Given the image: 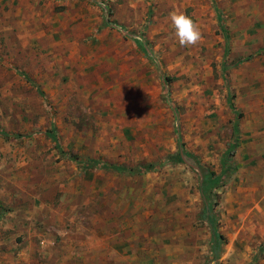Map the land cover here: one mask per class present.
<instances>
[{
	"label": "rangeland",
	"instance_id": "obj_1",
	"mask_svg": "<svg viewBox=\"0 0 264 264\" xmlns=\"http://www.w3.org/2000/svg\"><path fill=\"white\" fill-rule=\"evenodd\" d=\"M263 122L264 0H0V264H264Z\"/></svg>",
	"mask_w": 264,
	"mask_h": 264
},
{
	"label": "clouds",
	"instance_id": "obj_2",
	"mask_svg": "<svg viewBox=\"0 0 264 264\" xmlns=\"http://www.w3.org/2000/svg\"><path fill=\"white\" fill-rule=\"evenodd\" d=\"M168 19L182 47L196 46L203 41L199 25L184 11L173 9L169 12Z\"/></svg>",
	"mask_w": 264,
	"mask_h": 264
},
{
	"label": "trees",
	"instance_id": "obj_3",
	"mask_svg": "<svg viewBox=\"0 0 264 264\" xmlns=\"http://www.w3.org/2000/svg\"><path fill=\"white\" fill-rule=\"evenodd\" d=\"M105 23L107 24V21H106ZM165 79H166V81L169 80L168 77H166ZM51 136L54 137L53 134H51ZM74 159H77V158H74ZM85 165H86V166H101V164H100L99 162L94 161V160H86V161H85ZM112 168H113V169H116V170H117V169H120V168H118V167H112ZM153 168H156V166H154V164H149V165L145 166L143 169H144V170H149V169H153ZM121 170H122V169H121ZM140 170H142V168H140Z\"/></svg>",
	"mask_w": 264,
	"mask_h": 264
},
{
	"label": "crops",
	"instance_id": "obj_4",
	"mask_svg": "<svg viewBox=\"0 0 264 264\" xmlns=\"http://www.w3.org/2000/svg\"><path fill=\"white\" fill-rule=\"evenodd\" d=\"M264 123V122H263Z\"/></svg>",
	"mask_w": 264,
	"mask_h": 264
}]
</instances>
